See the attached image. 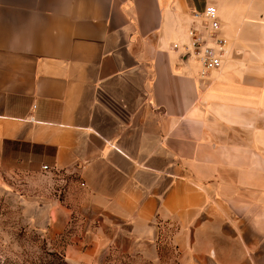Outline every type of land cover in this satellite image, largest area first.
<instances>
[{"label": "crops", "instance_id": "0c3cea01", "mask_svg": "<svg viewBox=\"0 0 264 264\" xmlns=\"http://www.w3.org/2000/svg\"><path fill=\"white\" fill-rule=\"evenodd\" d=\"M207 6L225 53L201 76ZM0 171L69 181V264H264V0H0Z\"/></svg>", "mask_w": 264, "mask_h": 264}, {"label": "rangeland", "instance_id": "374dc122", "mask_svg": "<svg viewBox=\"0 0 264 264\" xmlns=\"http://www.w3.org/2000/svg\"><path fill=\"white\" fill-rule=\"evenodd\" d=\"M68 183L63 175L0 171V264H69L64 248L70 237L50 236L48 230V191L56 187L65 202ZM74 225L70 231L78 233L83 225L78 216ZM160 259V264H178L171 246L163 247ZM102 264L154 263L145 256L115 253Z\"/></svg>", "mask_w": 264, "mask_h": 264}, {"label": "built area", "instance_id": "2783aa9c", "mask_svg": "<svg viewBox=\"0 0 264 264\" xmlns=\"http://www.w3.org/2000/svg\"><path fill=\"white\" fill-rule=\"evenodd\" d=\"M201 16L205 23L207 34L204 36L198 30L190 32L191 40L186 46V53L189 58L194 59L201 67L200 75L205 76L210 71L219 70L223 65L224 41L216 35L220 29L217 9L214 6H207ZM177 48V45L175 46ZM49 170L48 166L42 167Z\"/></svg>", "mask_w": 264, "mask_h": 264}, {"label": "trees", "instance_id": "16d2710c", "mask_svg": "<svg viewBox=\"0 0 264 264\" xmlns=\"http://www.w3.org/2000/svg\"><path fill=\"white\" fill-rule=\"evenodd\" d=\"M65 256V255H64Z\"/></svg>", "mask_w": 264, "mask_h": 264}]
</instances>
